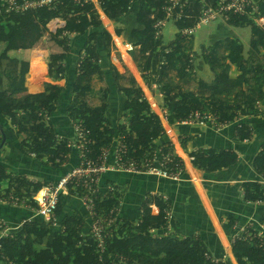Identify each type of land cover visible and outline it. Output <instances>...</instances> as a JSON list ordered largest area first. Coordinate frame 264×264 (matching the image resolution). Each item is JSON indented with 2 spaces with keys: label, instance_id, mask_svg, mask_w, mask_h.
<instances>
[{
  "label": "trees",
  "instance_id": "1",
  "mask_svg": "<svg viewBox=\"0 0 264 264\" xmlns=\"http://www.w3.org/2000/svg\"><path fill=\"white\" fill-rule=\"evenodd\" d=\"M164 1L138 0L136 18L148 22H137L142 29L133 32L134 43L130 44L134 49L131 63L140 70L141 83L149 93L152 91L149 73L153 58H157L154 86L159 97L158 109L168 113V118L173 122L185 119L194 111L215 117V123L219 124L254 114L257 104L263 99L264 32L254 24L249 26V20L244 16H230L225 22L227 26L250 27L248 56H243L242 45L231 39H223L216 46L202 48L212 79L208 83L196 80L193 66L189 64L194 41L192 36L188 39L181 32L198 21L202 4L213 6L218 0H182L185 4L180 17L169 19L177 31L176 43L179 44L170 53L163 49L162 33L154 38L151 28L154 20L163 18L160 8ZM132 6L133 0H103L99 7L105 19L114 21L125 14H131ZM77 10L88 15L89 32L79 19H75L67 23L62 35L61 29L48 34L49 42L70 53L65 65L64 58L58 60L53 57L48 59L46 65L47 76L64 81V86L26 84L25 51L33 48L44 36L48 22L72 15ZM100 28V20L91 7L75 9L67 0H59L50 10L36 9L15 14L0 10V62L8 65L0 69V116L9 122L25 152L33 154L38 161L45 160L55 169L67 161L71 150L66 147L65 139L54 134L48 118L65 94L69 98L65 108L68 120L80 121L86 128H90L96 147H106L116 135H120L124 138L128 155L141 159L152 158L156 152L153 140L164 131L141 89L133 80L128 87L121 85L120 76L111 64L109 70L117 91L123 96L122 109L127 115V123L119 124L115 129L109 126L106 118L109 90L104 86L96 91L90 90L93 79L102 78L97 56L98 43L105 57L110 56L111 37ZM71 34H78L75 44L71 43ZM11 65H15L14 69ZM233 65H237L240 72L236 78L228 74L229 66ZM165 68L172 73L171 78H167ZM190 83L195 84L194 90L183 89V86ZM85 88L88 90L84 96L97 101L94 107H89L79 96L80 90ZM235 131L240 141L249 138L246 127H236ZM162 155L170 159L163 167L165 170H171L180 162L179 158L165 151ZM189 156L192 157L190 163L193 167L208 173L229 168L236 162L234 153L212 149H198ZM252 168L257 175L264 177V146ZM1 172L2 168L0 177L4 178ZM47 184L30 183L22 177L9 175L3 191L0 190V199L12 198L20 204L26 196ZM111 187L114 189L112 193L94 196L96 213L117 207L121 195L115 186ZM242 192L245 202L256 203L264 198V191L257 184L245 183ZM151 207L156 209V214H152ZM169 209V200L148 194L146 202L140 206L137 221H125L120 225L119 231L113 232L105 240L102 253L94 248L89 236L77 246L75 241L80 234L78 226L81 224L78 214L65 220L62 237L51 239L48 238L50 231L47 222L30 219L13 231L11 237H0V264H46L52 258L53 264H117L121 261L123 264H233L228 257L225 261L211 262L210 252L199 239H180L171 235L152 238L149 230L164 226L165 213ZM228 222H231L230 219ZM258 225L264 226V213ZM251 232L253 237L241 232L233 240L230 252L234 264H264V243L260 245V231L253 228Z\"/></svg>",
  "mask_w": 264,
  "mask_h": 264
},
{
  "label": "crops",
  "instance_id": "2",
  "mask_svg": "<svg viewBox=\"0 0 264 264\" xmlns=\"http://www.w3.org/2000/svg\"><path fill=\"white\" fill-rule=\"evenodd\" d=\"M252 1L261 4V15L264 16V0ZM138 4V0H133L132 13L125 14L113 21V23H117L121 27L119 29L123 30L125 34L127 32L136 33V31H140L142 28L137 22L144 21L146 23L147 21L142 18H136ZM83 15L76 14V16L81 18L82 23H84L81 17ZM223 24L224 27L229 28L225 23ZM86 26L89 32L90 28L87 24ZM66 27L63 26L61 29H66ZM224 27H221V30ZM230 28L239 29V31L230 32L234 35L230 39L240 43L243 49L246 50V47H249L250 36H244L242 34L244 29L242 28ZM119 29L117 30L119 31ZM259 29L264 32V27ZM63 33L65 31L61 35ZM70 39H72L71 43L75 44L78 40V34H71ZM68 56L70 57V53ZM97 56L99 65L101 63L104 64L102 56L98 54ZM62 58L64 57L62 56ZM67 58H64V65L67 62ZM60 59L58 57V60ZM228 74L231 78L239 76L238 66H229ZM41 83L60 87L64 86V81L48 76L45 81L26 84L37 85ZM98 89L93 90L96 91ZM68 101L65 94V97L60 99L55 110L48 118L49 125L58 138L69 139L71 136L69 120L65 113ZM170 123L169 128L171 130L169 131L175 140L178 143L180 142L178 144V151L181 153L180 157L188 160V162H184L176 156L180 162L184 163V167L186 165L188 168L186 171L180 170L181 175L177 181H169L165 178L144 174L107 172L99 177L98 189L103 194L107 186L112 185L120 192L121 198L118 208L120 224H123L125 221L131 223L137 221L140 215V206L146 202L148 194L169 200V212L174 224L173 236L180 239L186 237L199 239L205 244L213 259H224L225 250L223 251V243H226L225 241L231 230L234 231L231 235H235V237H237L238 232L239 234L243 232L248 237H253L251 235L253 228L260 231L259 236L263 234L262 227L258 225V222L260 216L264 213V204L245 202L242 198V185L245 183L256 185L263 180L262 176L254 172L252 164L264 146V86L263 99L257 104L254 114L246 117H237L232 122L221 126L215 125L214 122L204 127L182 126L173 121H170ZM239 126L248 129V139L240 141L236 137L235 128ZM178 128L184 130L180 131ZM1 134L5 138L0 149V168H2L1 174L4 177H0V190L2 191L3 185L7 182L9 175L22 177L28 182L49 183L56 181L79 162L78 155L75 152H70L67 161L63 165H60L58 169L45 163V160L38 161L33 154H29L23 150L9 122L0 116V136ZM160 143V141H157V144ZM180 145L183 150L180 148ZM198 149L232 152L236 155V162L233 166L218 172L208 173L202 171L199 168L193 167L190 163L192 157L189 155ZM170 155L174 156V154ZM157 159L159 160V158ZM58 206L59 210L56 211L53 222L49 225L50 232L48 233V238L62 237V226H64L65 220L78 214L81 218L80 234L75 241L78 246L88 236L90 214L85 210L81 201L73 196L61 198ZM151 209L156 210L154 207H151ZM28 219L41 220L40 217L34 215L33 209L30 206L24 203L20 205H5L0 199V220L5 222L6 225L14 227ZM229 219L230 223L228 222ZM46 264H53V260L47 261Z\"/></svg>",
  "mask_w": 264,
  "mask_h": 264
},
{
  "label": "built area",
  "instance_id": "3",
  "mask_svg": "<svg viewBox=\"0 0 264 264\" xmlns=\"http://www.w3.org/2000/svg\"><path fill=\"white\" fill-rule=\"evenodd\" d=\"M58 1L59 0H0V10L3 9L4 13L8 14L23 13L36 9L50 10L54 8ZM67 1L72 4L75 9L86 6L92 7L96 15L98 14V19L102 20L101 17H103V15L99 6L103 0ZM184 4L185 1L182 0L164 1L160 8L163 18L154 20L151 25V28L154 31V38L162 33V28L167 23V20L180 17ZM202 6L203 8L199 14L198 21L191 28L183 30L181 32L182 36L187 38L191 37L196 29L208 25L217 15H221V17H251L252 20L258 19V21L263 22L256 23L259 28L264 27V16L261 15V4L257 5L252 0H221V3L217 4L213 9L205 7L204 4H202ZM86 16L89 21L87 14ZM56 20L59 21L60 19ZM88 21L87 25L89 24ZM53 22L54 21H52V23ZM49 29L51 30L50 26ZM56 29L61 28L58 27ZM56 29L51 30V32H54ZM121 47H124L126 51L130 52L128 58L130 60L132 56L131 46L129 44H121ZM157 120L161 124L160 119ZM161 120L163 119L161 118ZM215 120V117L206 113L194 111L189 113L185 119L180 120L177 123L182 126L199 127L204 126L209 122H214V124L218 126L227 124L215 123ZM69 126L71 136L69 139H65L66 147H68L71 152H75L78 155V164L69 169L56 181H52L45 187L39 188L32 194L26 196L21 204L24 203L27 206H30L33 209L34 215L40 217L42 221L47 222L50 225V223L53 222L61 198L68 196L78 198L83 204L85 210L90 214L88 236L91 238L94 248L97 249L99 253H102L105 240L109 238L113 232L117 233L119 231V226L122 224H120L118 219L119 203L117 207H113L108 211L99 214L95 211L94 196H104L107 192L112 193L114 190L113 187L109 186L106 188L105 192L101 194L98 189L99 177L104 173L112 172L136 175L144 174L165 178L169 181H177L181 175V171L178 169V165H175L171 170L163 169L166 163L170 162V159L167 156H161L158 160L156 158V152L153 153L152 158L143 159L128 155L124 138L120 135H116L106 147H96L95 140L91 137L90 128H86L80 121H69ZM166 132L170 134L168 129ZM55 163H58V161H55ZM257 185H259L264 191V177ZM2 202L5 205H17L16 199L12 198H3ZM256 203L263 204L264 198ZM29 220L30 219L25 221ZM25 221L11 227L0 220V237H11V233L21 227ZM173 225V219L170 212H166L164 226L159 229L149 230V234L155 239H160L166 235L173 236ZM261 227L263 234L260 236V245L264 243L261 238L264 235V226ZM78 229H80V226H78ZM210 261L213 263L217 262L215 259H210ZM117 264L123 263L121 261Z\"/></svg>",
  "mask_w": 264,
  "mask_h": 264
},
{
  "label": "rangeland",
  "instance_id": "4",
  "mask_svg": "<svg viewBox=\"0 0 264 264\" xmlns=\"http://www.w3.org/2000/svg\"><path fill=\"white\" fill-rule=\"evenodd\" d=\"M200 1H202V0H200ZM220 3H221V0H218L217 2H215V4L213 6H208V5H205V6L209 7L210 9H213V8L216 7L217 4H220ZM255 3L257 5H260L258 2H255ZM76 12L74 14H72V15H67V16L73 17L72 19H79L80 20L81 18L76 16V14H82V13H80L79 10H77ZM228 18L229 17H221V15H217L215 17V19L213 21H211L208 25L201 26V27H199L198 29H196L193 32L192 39L194 41V45H193V48H192L191 57L189 59V64L193 66L192 67L193 68V73H194V77H195L196 80H201L203 82H207L208 83L212 79V74L208 70V67L206 66V63H205V60H204V54L202 53V48L216 46V44L219 41L223 40V39L233 38L234 35L230 33L231 31H239L238 28H230V27L228 28V27H224L223 26L224 25L223 23H225L228 20ZM246 18L249 20V22H248L249 26L254 24L256 27H258L256 23H263V22L258 21V19L252 20L251 17H246ZM101 19L102 20H100V23H101V28L100 29L106 31L111 37V44L109 46L110 56L108 58L105 57L104 50L100 46V44L98 43V45H97L98 46L97 54L102 56V60L104 62V64L101 63L99 65L102 78H94L93 82L91 83L90 90L98 89V88L103 87V86L106 87L109 90V94L107 96L108 109H107V112H106V118H107L109 126L112 129H115L119 124H123V123L126 124L127 123V120H125V118H127V115H125V113H124V111L122 109V105H123V101H124L123 96L117 91L116 86H115V84L113 82V79H112V76H111V72L109 70V64H111L112 66H114V68L116 69L117 74L120 76V80H119L120 84L125 86V87H128L129 86V82L131 80H133L135 82L136 86L139 89H141L142 93L144 94V98L147 101L150 110L155 113L154 114L155 118L156 119H160L162 125H164V123L166 125L165 127H163V129H164L163 134L158 136L156 138V140H153V143H152V145L154 146V148L156 150L157 158L160 159L161 156H163L162 152L165 151L167 154H174L175 157L177 156L180 159H182L179 155L176 154V150H175V149L179 150L178 144L180 142L178 143L177 140H175V138H172V135H170L168 132H166L167 129L171 130L169 128L171 123H170V119L168 118V113H166L164 111H160L158 109L159 97L156 95L155 86H154V82L156 80L157 67H158L157 58L156 57L153 58L152 65H151V71L149 73V77H150L149 79H150V82H151V85H152L151 86L152 91H151V93H149L142 83H141V86H140L138 84V82L135 80L134 75L127 68L126 64L124 63V61L122 59L121 51L116 47V39H115L116 37H120L121 38V40H122L121 44L122 45L123 44H129V45L131 44L132 45L134 43L133 32L132 33L127 32L125 34V32L123 30L119 29L121 27H119L117 25V23H113V21H108L107 19H105L104 16H103V18L101 17ZM103 19H105L106 21H108L110 23L111 30L108 29L105 26V24L103 22ZM52 21L53 20H51L50 22L47 23L48 25L45 26L46 27V31H45L44 36L33 47L35 49L38 48L40 51L45 52V57L43 58V62L45 63V65H47L48 59H50L52 57L58 59V57L62 58V56H64V58H66L67 55H68L66 50H64L62 48H58L57 46L53 45L48 40V34L49 33H54V32L56 33L57 30L59 31V29H56L54 32H51V30H53V29L50 30L49 26L51 27ZM86 21H88L87 16H86ZM86 21L84 23H82L81 20H80V23L82 25H84L85 27H87L86 26V24H87ZM88 23H89V21H88ZM63 26L64 25H60L59 27L63 28ZM249 26H246V27L242 28V29H244V31L242 32V34L244 36H247V37L250 36V32H248L249 31L248 29L250 28ZM221 27H224V29L221 30ZM117 29H119V31ZM61 31L63 32V31H65V29H61ZM161 32H162V36H163V39H162L163 40V43H162L163 44V49H164L165 52L170 53L172 48H174V47L176 48L179 45L178 43H176L177 31L173 27L172 21L167 20V23L164 25V27L162 28ZM128 33H130V34H128ZM127 36H128V38H127ZM249 42H250V40H249ZM249 42H248V44H249ZM131 48H132V55H133L134 49H133L132 46H131ZM243 56H245V57L248 56V46L246 47V50L243 49ZM129 61L131 63V58H130ZM0 65H1L0 69H3L4 66L7 65V63L0 62ZM131 65L133 66L134 71L137 74V77H139V79H140V70L137 69L132 63H131ZM14 67H15V65H11V68L14 69ZM28 70H29V63L27 61V67H26L25 75L28 73ZM165 72H166L167 78H171L172 77V73L167 68H165ZM24 82L25 83H29V82H27L25 80H24ZM194 88H195V84L194 83H190L188 85L183 86V89H186V90H194ZM87 90H88V88L81 89L80 93H79V96L82 97V100L85 101L89 105V107H92V106L94 107L93 104H97V101L96 100H91V99H89V97L84 96L85 92ZM145 94H147V95H145ZM68 100H69V98L67 97V101ZM128 115H129V112H128ZM160 116H161V118L163 120H161ZM211 123L212 122H209V123L205 124L204 126H206L208 124H211ZM204 126H201V127H204ZM179 127H181V126H179ZM197 127H199V126H197ZM182 128H184V127H182ZM178 129L180 131L184 130V129H181V128H178ZM157 141H160L161 143L157 144ZM182 160L184 162L185 161L188 162V160L186 158H185V160L184 159H182ZM177 165H178V169L181 170V171H186L188 169L186 167V165L184 167V163L183 162H177ZM30 183H37V182H30ZM20 204H17V205H20ZM151 212H152V214L153 213L154 214L157 213V211H155L154 209H151ZM234 230L236 231V229H234ZM233 232H234L233 230H231V232H229L227 240L225 241L226 243H223V251L225 250L224 251V255H225L224 259H221V260L218 259L217 261H225V259L227 257H229L230 246H231L233 240L235 239V235H231ZM87 235H88V231H87ZM238 235H239V232H238V234L236 236H238ZM251 235H253V234H251ZM251 235H249V236H251ZM261 238L264 241V235ZM224 240H225V238H224ZM51 260H54V258L49 259L48 262L51 261Z\"/></svg>",
  "mask_w": 264,
  "mask_h": 264
},
{
  "label": "bare ground",
  "instance_id": "5",
  "mask_svg": "<svg viewBox=\"0 0 264 264\" xmlns=\"http://www.w3.org/2000/svg\"><path fill=\"white\" fill-rule=\"evenodd\" d=\"M81 17L83 19V22H85L86 21V15H83ZM70 18H73V17L65 16V17L61 18L59 21H54L52 23L51 29H56L60 25H65L66 22ZM103 22H104L105 26L111 30L110 23L108 21H106L105 19H103ZM115 39H116V47L121 51L122 59H123L124 63L126 64L127 68L131 71V73L134 76H137V74L134 71L133 66L131 65V63L128 59L130 52L126 51L124 49V47H121L122 40L120 37H116ZM25 57L29 63V70H28V73L24 76V80L29 82V83H38V82L47 80L46 65L43 62V58L45 57V52L40 51L38 48L37 49L31 48V49L26 50ZM170 135H172L171 132H170ZM172 138H174L173 135H172ZM175 150H176V154L181 156V153L177 149H175Z\"/></svg>",
  "mask_w": 264,
  "mask_h": 264
},
{
  "label": "water",
  "instance_id": "6",
  "mask_svg": "<svg viewBox=\"0 0 264 264\" xmlns=\"http://www.w3.org/2000/svg\"><path fill=\"white\" fill-rule=\"evenodd\" d=\"M70 20H72V18H70V19L66 22V24L64 25L65 27H66L67 23H68ZM53 21H58V20L54 19ZM25 52H26V51H25ZM24 56H25V53H24ZM25 58H26V57H25ZM134 77H135V80L138 82V84L141 86V81H140L139 77H137V76H134ZM144 93H145V92H144ZM145 95H147V94H145ZM147 99H148V98H147ZM150 102H151V101H150ZM162 127H165V124L162 125ZM4 140H5V138H4V136L1 134L0 149L2 148V145H3V143H4ZM177 148H178V147H177ZM228 258H230L231 262L234 264L233 257H232V255H231L230 252H229V257H228Z\"/></svg>",
  "mask_w": 264,
  "mask_h": 264
}]
</instances>
